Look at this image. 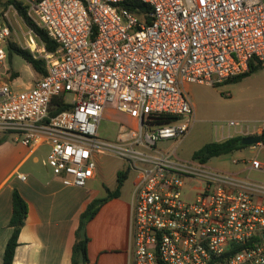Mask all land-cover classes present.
Segmentation results:
<instances>
[{
	"label": "built area",
	"instance_id": "obj_1",
	"mask_svg": "<svg viewBox=\"0 0 264 264\" xmlns=\"http://www.w3.org/2000/svg\"><path fill=\"white\" fill-rule=\"evenodd\" d=\"M24 2L59 47L47 50L27 25L25 32L9 12L0 15V136L48 146L46 170L74 187L96 178L104 156L139 172L133 264H264V163L234 159L242 167L228 171L178 155L194 114L186 87L224 84L264 67V0ZM11 42L45 62L46 73L25 89L3 78ZM112 110L130 123L118 121L104 139L99 129ZM162 116L171 120L157 123ZM226 127L262 136L264 112L260 127ZM161 141L176 144L161 149Z\"/></svg>",
	"mask_w": 264,
	"mask_h": 264
},
{
	"label": "crops",
	"instance_id": "obj_2",
	"mask_svg": "<svg viewBox=\"0 0 264 264\" xmlns=\"http://www.w3.org/2000/svg\"><path fill=\"white\" fill-rule=\"evenodd\" d=\"M12 141L14 152L10 151L8 157L16 167L8 175L0 176V264H3L5 248L13 232L10 220L15 189L28 203V216L20 232L13 264H74L72 253L82 213L93 200L107 196L105 186L114 190L117 184L104 183L105 193L102 194L87 186L78 188L65 184L47 170L39 175L32 169L26 174L27 180L22 181L18 174L25 173L19 170L31 159L34 164L40 162L35 154L41 147L31 148ZM8 143L6 140L0 148ZM119 170H116V182ZM100 174L99 166L96 178ZM133 194L134 190L123 186L120 196L105 202L86 224L87 264H133L130 237Z\"/></svg>",
	"mask_w": 264,
	"mask_h": 264
},
{
	"label": "rangeland",
	"instance_id": "obj_3",
	"mask_svg": "<svg viewBox=\"0 0 264 264\" xmlns=\"http://www.w3.org/2000/svg\"><path fill=\"white\" fill-rule=\"evenodd\" d=\"M23 1L24 0H20ZM14 26L18 29V20L22 23L25 32L28 31L26 24L21 17H14L16 10L13 6L7 5V0H0V15L8 13ZM17 19V20H16ZM19 39L23 42V35L18 30ZM18 44L22 46V43ZM5 71L3 78L7 79L13 87L25 89L29 87L40 75L36 73L31 65L21 56L13 54L12 58L7 57L4 61ZM187 93L194 104V114L190 117L191 127L188 135L183 140L178 149V155L182 159H192L194 153L204 144L212 141H224L229 136H237L234 133L237 129L225 128L221 130V126L228 124L230 121H236L245 125L260 127V120L264 112V67L252 73L249 77L240 82H226L224 84L211 86L208 84H190ZM72 100V96L68 97ZM118 121L130 123V118L122 113L115 111H107L101 122L99 129L100 135L104 139L112 138L118 128ZM223 132L225 133L224 135ZM228 132H232L227 134ZM9 143L0 148V176L9 174L16 167L13 161L9 159V152L13 151L12 136L2 135ZM176 144V141H161L158 148H168ZM49 147H41L35 154L40 162L34 164L32 159L19 170V172L28 174L32 169L35 173L41 175L45 172L44 161L47 159ZM14 155V153H13ZM260 160L264 163V145H257L253 149L250 146L234 152L231 155L216 157L209 161V165L215 168L236 171L242 165L233 164V160ZM100 174L95 181L88 182L87 188L90 190H100L103 193V184H117L116 170H122L123 163L112 156H104L100 158ZM253 176H259L253 173ZM139 172L132 171L129 174L124 186L127 190H135L140 181Z\"/></svg>",
	"mask_w": 264,
	"mask_h": 264
},
{
	"label": "trees",
	"instance_id": "obj_4",
	"mask_svg": "<svg viewBox=\"0 0 264 264\" xmlns=\"http://www.w3.org/2000/svg\"><path fill=\"white\" fill-rule=\"evenodd\" d=\"M7 5L13 6L14 9L18 12V14L23 19L24 23L31 29L35 34L39 36L41 41L45 44L47 50L49 51H56L59 45L52 40L47 32L40 28L28 15H27V5L25 2L20 0H7ZM13 54H17L21 56L25 61H27L32 69L38 73L40 76H43L46 73L45 62L43 59H36L31 54V52L27 49L22 48L18 44L11 42L9 46V57L12 58ZM260 66H251L250 71L246 72L245 74L239 76L234 80H230L227 82H240L246 77H249L252 73L257 71ZM67 106H62L60 109L53 112L56 114L57 111H61L66 109ZM171 120V117L162 116L158 119L157 123L163 124L167 123ZM263 141L262 144L264 145V134L262 135ZM244 139L243 136L237 135L231 138H228L224 141H212L209 143L204 144L199 150H197L194 155L193 159L198 160L200 162L207 163L211 159L216 157H223L227 155H231L234 152L240 151L246 147L242 143ZM5 142V138H0V145ZM130 172L119 170L117 172V185L114 190L109 189L105 186V190L107 196L104 198H99L93 200L87 207V209L82 213L80 218V226L77 231V239L73 247L72 253V261L74 264H81L79 262L80 254H84V262L82 264L88 263L87 257V250H88V243L89 238L87 235L85 237H81V230H85L86 224L91 221L99 211L100 207L107 202L111 198H116L120 196L121 190L129 177ZM13 213L10 220V227H12L13 232L12 235L6 245L3 264H13L14 258L16 255V250L19 246V236L20 232L25 224L26 218L28 216V203L22 197L20 192L15 189L13 192Z\"/></svg>",
	"mask_w": 264,
	"mask_h": 264
},
{
	"label": "water",
	"instance_id": "obj_5",
	"mask_svg": "<svg viewBox=\"0 0 264 264\" xmlns=\"http://www.w3.org/2000/svg\"><path fill=\"white\" fill-rule=\"evenodd\" d=\"M263 137L261 135H254V136H248L244 137L242 140V143L247 146H253V145H260L262 144ZM81 237H85V230H81ZM79 262L82 264L84 262V254H80Z\"/></svg>",
	"mask_w": 264,
	"mask_h": 264
}]
</instances>
